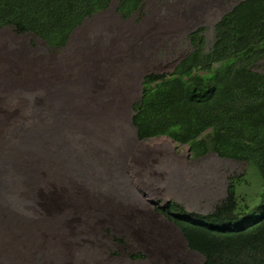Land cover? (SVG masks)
<instances>
[{"label": "rangeland", "instance_id": "1", "mask_svg": "<svg viewBox=\"0 0 264 264\" xmlns=\"http://www.w3.org/2000/svg\"><path fill=\"white\" fill-rule=\"evenodd\" d=\"M139 1L123 18L111 0L60 50L0 30V264H202L164 205L207 214L236 178L238 206L256 204L252 167L130 126L142 76L170 74L198 27L208 49L241 0Z\"/></svg>", "mask_w": 264, "mask_h": 264}, {"label": "trees", "instance_id": "2", "mask_svg": "<svg viewBox=\"0 0 264 264\" xmlns=\"http://www.w3.org/2000/svg\"><path fill=\"white\" fill-rule=\"evenodd\" d=\"M110 1L0 0V30L30 34L60 50ZM139 4L116 0L115 11L126 18ZM186 38L190 50L170 74L142 76L130 126L138 141L165 137L187 146L193 159L214 154L256 170L261 189L252 206H238L236 178L207 214L186 213L175 203L161 214L202 264H264V76L253 70L264 60V0H241L224 13L212 26L208 49L204 28Z\"/></svg>", "mask_w": 264, "mask_h": 264}]
</instances>
